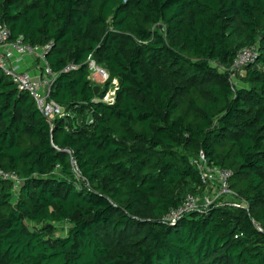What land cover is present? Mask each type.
Segmentation results:
<instances>
[{
  "label": "trees",
  "instance_id": "obj_1",
  "mask_svg": "<svg viewBox=\"0 0 264 264\" xmlns=\"http://www.w3.org/2000/svg\"><path fill=\"white\" fill-rule=\"evenodd\" d=\"M0 22L52 43L50 97L69 114L50 126L0 69V169L23 180L0 181V264H264V0H0ZM89 54L109 73L99 92ZM200 152L241 205L171 225L213 193Z\"/></svg>",
  "mask_w": 264,
  "mask_h": 264
},
{
  "label": "built area",
  "instance_id": "obj_2",
  "mask_svg": "<svg viewBox=\"0 0 264 264\" xmlns=\"http://www.w3.org/2000/svg\"><path fill=\"white\" fill-rule=\"evenodd\" d=\"M9 37L10 31L7 25L0 22V69L12 80L19 91L26 92L33 98L40 114L49 120L50 126H53L56 118L67 117L69 114L50 97L56 75L45 62V56L51 49L52 43L33 45L25 42L22 36L11 41H9ZM24 56H32L36 61L43 63L39 73L33 74L28 69H21L15 63V61H20ZM256 57L257 50L254 46L241 49L231 64L230 77L233 78L235 72L239 74L244 73L243 68L249 64H253ZM85 64L88 70V79L91 82L94 84H104L108 80V71L96 62L92 54L87 56ZM78 67V64L70 62L65 66L63 71L69 72ZM113 82L116 83V80H113ZM101 99L105 102H112L114 91L111 92V89H109ZM66 152L70 154L68 149ZM194 163L198 166L203 181L216 184L215 191L211 195L203 197L201 207H199L194 196L187 195L183 204L170 212L165 218L171 225L175 224L185 212L192 210L203 211L221 196L224 200L220 201L221 203H229L232 206L241 205L240 201L235 202L229 198L230 196H235V193L229 186V180L232 176L231 170L209 167L202 152L199 153V157L194 160ZM2 180L12 182L14 188H18L23 182L15 172L0 169V181ZM218 204L220 203L218 202Z\"/></svg>",
  "mask_w": 264,
  "mask_h": 264
},
{
  "label": "rangeland",
  "instance_id": "obj_3",
  "mask_svg": "<svg viewBox=\"0 0 264 264\" xmlns=\"http://www.w3.org/2000/svg\"><path fill=\"white\" fill-rule=\"evenodd\" d=\"M103 85H104L103 83H97L96 84L95 88L97 89V92L102 90ZM115 85H116V83H114V82H112L111 85H109V89H111V92L114 91ZM215 186H216V184H215ZM199 197H202V195H200ZM221 201H224V200L221 199ZM50 225H51L52 234L57 235V236L65 235L69 231V227H70V223L68 221L52 223ZM32 227H34V226H32Z\"/></svg>",
  "mask_w": 264,
  "mask_h": 264
},
{
  "label": "crops",
  "instance_id": "obj_4",
  "mask_svg": "<svg viewBox=\"0 0 264 264\" xmlns=\"http://www.w3.org/2000/svg\"><path fill=\"white\" fill-rule=\"evenodd\" d=\"M4 49H6V48H4ZM15 63H17V65L21 69H28L33 74L39 73L40 72V67L43 64L41 61H36L35 58H33L32 56H24L20 61H15ZM212 186L214 187L213 188V193H214L215 185L212 184ZM221 199H223V198H221Z\"/></svg>",
  "mask_w": 264,
  "mask_h": 264
}]
</instances>
